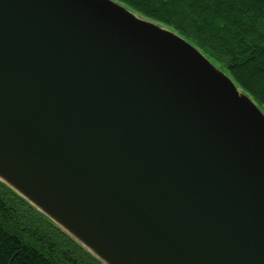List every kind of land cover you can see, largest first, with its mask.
I'll list each match as a JSON object with an SVG mask.
<instances>
[{
	"label": "water",
	"instance_id": "obj_1",
	"mask_svg": "<svg viewBox=\"0 0 264 264\" xmlns=\"http://www.w3.org/2000/svg\"><path fill=\"white\" fill-rule=\"evenodd\" d=\"M0 183L101 264H264V112L114 0H0Z\"/></svg>",
	"mask_w": 264,
	"mask_h": 264
},
{
	"label": "trees",
	"instance_id": "obj_2",
	"mask_svg": "<svg viewBox=\"0 0 264 264\" xmlns=\"http://www.w3.org/2000/svg\"><path fill=\"white\" fill-rule=\"evenodd\" d=\"M194 45L264 112V0H114ZM0 264H101L0 183Z\"/></svg>",
	"mask_w": 264,
	"mask_h": 264
}]
</instances>
